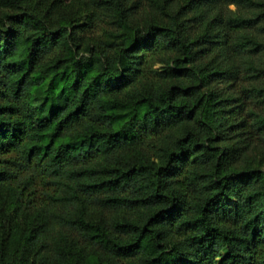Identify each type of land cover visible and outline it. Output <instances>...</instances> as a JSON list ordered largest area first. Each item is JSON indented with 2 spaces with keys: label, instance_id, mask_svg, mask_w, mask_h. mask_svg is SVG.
Segmentation results:
<instances>
[{
  "label": "trees",
  "instance_id": "1",
  "mask_svg": "<svg viewBox=\"0 0 264 264\" xmlns=\"http://www.w3.org/2000/svg\"><path fill=\"white\" fill-rule=\"evenodd\" d=\"M0 264H264V0H0Z\"/></svg>",
  "mask_w": 264,
  "mask_h": 264
}]
</instances>
